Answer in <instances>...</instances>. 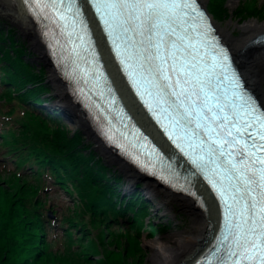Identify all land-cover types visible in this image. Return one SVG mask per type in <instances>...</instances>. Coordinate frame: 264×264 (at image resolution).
Listing matches in <instances>:
<instances>
[{"label":"snow or ice","instance_id":"6c2138e0","mask_svg":"<svg viewBox=\"0 0 264 264\" xmlns=\"http://www.w3.org/2000/svg\"><path fill=\"white\" fill-rule=\"evenodd\" d=\"M91 5L140 97L223 202L222 229L210 255L217 264H264V62L238 68L200 0ZM29 7L50 22L46 35L62 64L73 57L78 63L86 44L94 47L81 0H29ZM106 134L143 168L191 191L183 170L159 149L156 162L147 161L110 128Z\"/></svg>","mask_w":264,"mask_h":264},{"label":"rangeland","instance_id":"374dc122","mask_svg":"<svg viewBox=\"0 0 264 264\" xmlns=\"http://www.w3.org/2000/svg\"><path fill=\"white\" fill-rule=\"evenodd\" d=\"M215 1L205 0V3H201L205 8L213 9L214 13L211 10L210 13L217 28L219 26L230 27L235 36L242 35V30L238 26L251 19L264 22V0H234L232 3L227 0L226 6L230 11L229 14L227 13L228 15H219L216 12ZM246 5L250 7L260 5L262 11L257 15H251L243 11L242 8ZM237 10L239 13L236 12ZM0 22L6 28L10 27L16 30L18 42H22L30 51V55L26 54L25 58L31 61L35 69L43 72L42 79L48 88L47 92L43 94V103L60 106V101H62L61 105H65V97L60 94L58 85L51 78L50 62L42 57L34 46L32 36L22 28L21 21L16 19L10 7L1 0ZM7 85L9 84L0 83V227L5 226L6 217H4L5 213L3 212L7 207V196L12 194V198L19 197L27 188L31 191L28 197L41 200L39 203L41 205L39 206V208L41 207L40 211L51 221L50 227L43 230V241L48 243H46L48 245L47 253L52 255L55 264L58 261L67 264H148V258L153 252L149 244L151 241L167 238L173 232H181L190 226L191 213L180 201H173L171 205H168L163 203L162 195L153 197L151 194L143 196L141 193L132 192L134 196L136 194L142 196V200L145 202V205L139 208L142 210L138 212L140 213L138 216L131 217L132 213L133 215L135 213L125 210L121 216L117 217V220L104 225L92 221L91 216L87 214L85 222L88 225V233L79 239L76 238L75 229L69 230L74 232H71L70 236L63 235L65 231L62 230V226L59 227V223H62L61 221L65 218L76 215L78 209L76 192L71 193L66 188L55 184L50 175L41 174L37 167L32 168L28 165L22 168L17 167L13 163L15 160L13 161L11 155L7 154L12 147L10 143L14 142L17 137L22 138L24 129L29 133L34 131L49 132L60 126L67 133V136H73L80 132L87 145L92 146L107 166L127 180L126 185L131 182L129 180L130 174L127 172V169L130 168L100 148L98 140L87 132L73 110H64L67 115L64 117L59 114L52 115L48 109L34 104L31 100L19 101L18 94H10V97L5 99L3 95L9 87ZM127 109L130 112L128 107ZM54 111L59 112L58 110ZM42 122L47 123V128L43 127ZM141 173L143 176H147L145 173ZM137 181L143 185L147 183L145 177L137 179ZM148 181L152 180L148 179ZM70 186L73 187L71 184ZM120 187H123L121 190L126 188L124 184H121ZM132 194L131 198L134 199ZM29 207L32 208V206ZM138 207L137 205L136 209ZM49 213L52 218L48 217ZM129 217L132 219L130 220ZM142 220L144 221L142 222ZM63 225L65 230L69 229L67 224ZM124 233L125 236H123ZM70 238L72 239L69 240ZM132 247L134 248L132 249ZM22 258L21 251L13 252L10 264L22 262ZM34 264L48 263L43 262V260H36Z\"/></svg>","mask_w":264,"mask_h":264},{"label":"trees","instance_id":"16d2710c","mask_svg":"<svg viewBox=\"0 0 264 264\" xmlns=\"http://www.w3.org/2000/svg\"><path fill=\"white\" fill-rule=\"evenodd\" d=\"M226 1H215L219 15L229 14ZM242 9L251 15H257L262 11V6L246 5ZM210 10L213 12L212 8ZM236 12L239 13L238 10ZM16 38V30L6 28L0 22V83L9 84L3 97L7 99L10 94H18L19 101L44 102L43 94L48 88L42 79L43 72L35 69L31 61L25 58L26 54L30 55V51ZM42 125L47 128V123L42 122ZM22 135V138L17 137L10 143L12 147L7 154L15 160L13 163L19 168L26 165L37 167L41 174L50 175L55 184L77 194L76 215L59 223V227L62 226L65 231L63 235L70 236L73 231L69 230L72 229H75L77 239L88 233V225L85 222L87 214L91 216L92 221L104 225L117 220L125 210L135 213H132L131 217L140 214L138 212L142 209L139 208L145 205L142 196H133L134 199L127 195L122 196L120 186L124 181L123 176L107 166L92 146L87 145L80 132L67 136V133L57 126L49 132L29 133L24 129ZM29 194L31 191L27 188L19 197L12 198V194L7 196V207L3 212L6 217L5 226L0 227V264H10L11 255L18 251H21L23 258L22 262L17 264H34L36 260L55 264L52 255L47 253L48 243L43 241V230L50 227L51 221L40 211L41 200L30 199ZM131 222L133 224V220ZM63 224H67L69 229L65 230ZM56 258L58 259L57 256ZM57 264L67 263L58 261Z\"/></svg>","mask_w":264,"mask_h":264},{"label":"bare ground","instance_id":"6f19581e","mask_svg":"<svg viewBox=\"0 0 264 264\" xmlns=\"http://www.w3.org/2000/svg\"><path fill=\"white\" fill-rule=\"evenodd\" d=\"M1 1L10 7L16 19L21 21L22 28L32 36L34 46L38 49L39 53L50 62L51 78L58 85L60 94L66 99L65 105H63L69 107V110H73L78 115L83 127L98 140L100 148L103 151H106L115 159H119L130 168L127 169V172L130 174L129 180L131 182L129 184L131 186H135L134 182L137 179L144 177L147 179L145 189L130 187L128 192L134 191L137 194L141 193L143 196L151 194L153 197L162 195L164 204L171 205L173 201H180L191 213V224L188 228L181 232H173L167 238L156 239L149 243L153 252L148 258V264H196L214 245L219 231L222 229L223 208L221 202L211 187L201 177L195 175V172L189 169L190 165L185 162L184 158L173 150L172 144L167 140L135 95L109 45L108 37L99 19H97L95 12L92 11L87 0H81V2L90 22L97 47L101 53L104 68L110 74V80L116 93L121 97L123 105L129 108L131 116L137 124L152 138L175 165L180 166L184 170L183 174H186L188 177V185L191 187V192L186 193L172 189L159 179L148 181V176H143L139 171L140 168L131 164V161L125 157L120 149L106 141L89 111L83 107L75 94L72 93L71 82L66 77L60 64L53 59L54 57L51 55V50L42 33V24L30 11L28 2L26 0ZM200 1L205 3V0ZM233 1L230 0L231 3ZM238 27L242 30V35L240 36H235L230 27H218L222 39L230 47L233 57L238 60V66L240 68L248 67L264 62V45L254 43L258 37L264 35V22L251 19ZM60 102L63 103L62 101ZM61 103L60 106H53L58 109L61 108L63 111L66 110ZM64 115L66 116L65 113ZM190 173H194V176L190 175ZM124 181L127 180L124 178ZM124 181L121 184L126 186ZM159 203L161 204V202Z\"/></svg>","mask_w":264,"mask_h":264},{"label":"water","instance_id":"95a60500","mask_svg":"<svg viewBox=\"0 0 264 264\" xmlns=\"http://www.w3.org/2000/svg\"><path fill=\"white\" fill-rule=\"evenodd\" d=\"M62 106H64V105H62ZM64 107H65L66 110H69V107H66V106H64ZM49 108H50L51 110H53V111H54V110H58V111H60V112L63 113V110H62L61 108L58 109L57 107H54V106H49ZM125 157H126V156H125ZM130 163L134 165L133 162H130ZM136 167H137V166H136ZM137 168H138V167H137ZM143 173H144V172H143ZM147 176H148V175H147ZM148 178L151 179V180H152V179H158V178H156V177L151 178V176H148ZM136 181H137V180H136ZM136 181H135V182H136ZM152 181H153V180H152ZM137 182H139V181H137ZM139 183H140V182H139ZM129 189H130V187H126L124 192H128Z\"/></svg>","mask_w":264,"mask_h":264}]
</instances>
